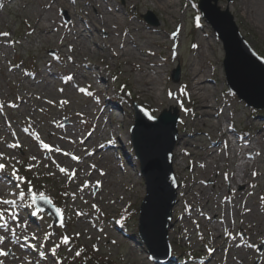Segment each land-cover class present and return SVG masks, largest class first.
I'll use <instances>...</instances> for the list:
<instances>
[{
	"label": "rangeland",
	"instance_id": "1",
	"mask_svg": "<svg viewBox=\"0 0 264 264\" xmlns=\"http://www.w3.org/2000/svg\"><path fill=\"white\" fill-rule=\"evenodd\" d=\"M197 2L0 0V33L8 34L0 35V163L6 165L4 176L15 168L24 178L11 183L19 184L26 197L23 207L0 205L6 209L0 227V251L6 253L0 255L2 264H264V110L246 106L228 90L222 45L198 15ZM217 5L228 8L252 49L264 57V0H218ZM148 11L158 25L142 19ZM101 18L108 24L101 27ZM72 29L85 31L74 40ZM127 32L147 51L146 63L160 66L151 67L158 82L147 95L140 92L138 71L110 54L118 52L110 43L123 39L132 53L127 58H140L138 64L144 65L146 58L130 46ZM177 66L179 81L174 83L171 72ZM190 68H201L202 105L217 117L201 116L202 101L185 96ZM133 102L151 116L176 110L179 118L172 159L178 189L168 235L171 255H162L159 262L137 233L146 188L130 141ZM71 115H79L83 128L69 135L79 142L72 146L74 157L92 148L94 126L102 128L105 143L100 169L95 161L85 162L78 177L68 156L61 166L68 172L54 167L52 147L74 123ZM223 134L226 156L222 147L205 157L196 155L209 140H223ZM237 140L242 148L253 147L252 158L234 156ZM89 173L95 180L89 182ZM114 179H122L116 191L110 185ZM33 193L37 198L43 193L59 209L61 223L54 224L32 202ZM111 193L112 205H105ZM0 198L20 203L18 190L2 183ZM215 214L218 220L211 221ZM79 218L91 221L85 232L77 228Z\"/></svg>",
	"mask_w": 264,
	"mask_h": 264
},
{
	"label": "water",
	"instance_id": "2",
	"mask_svg": "<svg viewBox=\"0 0 264 264\" xmlns=\"http://www.w3.org/2000/svg\"><path fill=\"white\" fill-rule=\"evenodd\" d=\"M217 3L218 0H198L197 10L222 45L227 88L246 106L264 110V57L252 49L228 8L221 9ZM141 17L149 25H158L150 11ZM179 73V66L171 72L174 83L179 81ZM132 108L134 124L130 128V141L146 188L139 206L137 233L149 255L159 262L162 255L170 256L168 231L172 227L171 212L177 203L178 189L172 159L179 118L176 110L173 113L163 110L153 117L136 102ZM35 205L52 216L54 224L62 221L52 204L37 198Z\"/></svg>",
	"mask_w": 264,
	"mask_h": 264
},
{
	"label": "bare ground",
	"instance_id": "3",
	"mask_svg": "<svg viewBox=\"0 0 264 264\" xmlns=\"http://www.w3.org/2000/svg\"><path fill=\"white\" fill-rule=\"evenodd\" d=\"M106 8V7H105ZM84 24L86 23V20L83 21ZM110 22V21H109ZM99 25L102 27L103 25H107L108 22L104 21L103 18H101L99 20ZM92 25V24H91ZM95 29H96V26L92 25ZM98 28V27H97ZM127 29V28H126ZM85 30L83 31H77L75 29H72V34H77V36L74 37V40H79L80 37H82V33L84 32ZM127 36H128V43L130 44V46L132 48L135 49V51H137V53L140 55V56H144L146 59H143L145 61L144 65L140 66L138 63V61H140V58L139 59H129L127 58V54L131 53L129 48H126V46H124V42L125 40H120L119 39H116V40H113L111 43H110V46L111 45H114L116 46V48L118 49V52L114 53L113 51H111V57L117 61L119 64H123V65H126L128 67H132L131 69L132 70H136L138 71L137 72V81L141 83V85L143 86V89L142 91H140L142 94L144 95H147L150 91L154 90V82H158L157 78H153L151 75H150V72L152 73L153 71L151 70V67L153 66H156V67H160L157 63H146L147 62V51L143 48V47H140V45L135 41H131L129 39V35H128V32L126 33ZM119 41V42H118ZM123 44V45H122ZM108 49V47H105ZM109 50L110 47H109ZM132 54V53H131ZM119 56V57H118ZM133 64V65H132ZM142 67H144L145 69L149 70V74H146L145 73V69H143ZM201 68L198 69V71H195V69H192L190 68L189 70V75H190V82L187 86V89L185 90V96L187 97V99L189 100H192L193 102L194 101H197V103L199 101H202L201 102V110L200 112H198L201 116L203 117H210V116H213V117H217V112L214 111V108L212 107L213 111L214 112H211V107L210 108H204V105L203 104V101H205L203 98V95L201 94V89L203 87H201V83H202V78H201ZM72 77V75H69ZM143 76V77H141ZM160 95L162 96L163 93H160L159 94V97ZM175 97V96H173ZM171 95H170V98H173ZM77 116L79 115H71V118L74 120V123L72 124V126L70 127H67L65 128L63 131H61L58 136H57V139H56V144L54 145V147H52L53 151L56 152L54 153V155L57 157L55 159V162H57L56 164H54V167L55 169H58L60 170L61 172H68L65 168L61 167L64 165V162L68 159L64 158L65 156H68V158L70 160H72L73 165L76 167V173H77V177H78V174L80 173V170L82 171L81 174H84V169L83 168V165L85 164V162H89V164L91 165L92 162H96L94 163V167L97 168L98 170L100 169V167L103 165V162L105 161L104 159V155L103 152H104V149H105V143L103 141L100 140V135H99V132H102V128L101 127H97L95 128L94 126V139H93V143H92V148L88 149L86 151V153H84L82 156H78V157H74L73 156V149H72V146H79V142L78 140H71V137L69 136L70 134H74V132L78 133V132H81L83 131V128L80 126V124H78V118ZM96 118H94V120H96ZM84 123V122H83ZM221 126L218 125L216 127V130L215 132H219L220 131V128ZM95 132L97 134H95ZM204 134V132H203ZM224 137V134L222 135ZM88 139H91V138H88ZM222 140V139H220ZM219 142H213L212 140H209V145H206L200 152H196V155H199V156H206V154H211V153H215L216 151H218L219 147H222L226 152H225V156H226V153L229 152V148L227 146V141L225 140V137L223 138L222 141ZM188 144V143H187ZM242 141L241 140H237L236 141V146H239L235 151H233L232 153L235 155L237 154H240L241 155V158H246L247 156H253L254 152H253V147H251L250 149L248 148H242L241 145H242ZM84 148H86V142L84 141V144L82 145ZM178 149V146L175 147V150ZM90 152V154L88 153ZM181 152H185L186 153V149L182 150ZM250 158V159H251ZM177 165V162H174L173 163V166H176ZM63 169V171H62ZM74 172V171H73ZM86 173V172H85ZM206 174H208V171L206 170ZM90 179H89V182L91 180H95V176L91 173L88 174ZM230 179L232 180V182L235 181L234 179V176H229ZM241 181H244L241 179ZM119 182H122V179L118 180V179H114L113 182H110V185H111V190H115L116 191V188L117 186L119 185ZM202 195V198L204 197L203 194L201 193ZM111 196H113V193L110 194V197L104 202L105 205H112V201H111ZM201 201V200H200ZM103 208H105V206H103ZM189 216V215H188ZM200 216V214H199ZM217 215H213L212 217V220L211 221H216L218 219H216ZM79 221H81V224H79L77 226L78 229H81V231H86V226H89L91 224V221L88 219V218H85L83 220H81L79 218ZM83 226V227H82ZM102 230H99V237L102 236V234L100 233ZM170 235L171 232L169 231L168 232ZM242 247V245H240ZM242 248H245V247H242ZM216 248L213 250L215 251ZM244 252L240 250L239 252V255L243 258L245 257ZM214 252L211 254L213 255ZM211 259V257H209ZM152 261V260H151Z\"/></svg>",
	"mask_w": 264,
	"mask_h": 264
},
{
	"label": "snow or ice",
	"instance_id": "4",
	"mask_svg": "<svg viewBox=\"0 0 264 264\" xmlns=\"http://www.w3.org/2000/svg\"><path fill=\"white\" fill-rule=\"evenodd\" d=\"M0 35H4L7 36V33H0ZM81 91H83V89H81ZM90 94V93H89ZM44 147H48V145H44ZM3 154H0V157H2ZM34 159V157H33ZM6 169V165L4 163H0V183L5 184L7 186H10L12 188H16L18 190V196L20 198V203H17L16 199H6V198H0V205H12L14 207H23V200L26 198L25 197V191H19V187L20 185L17 183H11V181H15V180H19V181H24L23 177H20L17 175V170L15 168H13V171L11 173L10 176L6 177L4 176V171ZM63 171V169H62ZM30 184V182H28ZM28 192H32V188L29 187L27 189ZM7 194V193H6ZM37 199L36 195L33 193L32 195V202L35 203V200ZM39 199L44 200L45 203H51V201L48 200L47 197L44 196L43 193L40 194ZM5 212L6 209L0 210V227L4 226V219H5ZM57 212H59V209H57ZM34 214V213H33ZM10 218L15 220L16 216L15 214H10ZM4 237L0 236V242H3ZM65 243H67V239L65 238L64 240ZM0 255H6L5 252L0 251ZM77 255H79V253H77ZM0 264H2V262H0Z\"/></svg>",
	"mask_w": 264,
	"mask_h": 264
},
{
	"label": "trees",
	"instance_id": "5",
	"mask_svg": "<svg viewBox=\"0 0 264 264\" xmlns=\"http://www.w3.org/2000/svg\"><path fill=\"white\" fill-rule=\"evenodd\" d=\"M198 13V11H197ZM199 14V13H198ZM181 253H184V255L186 254V251L185 250H181ZM83 262V261H82Z\"/></svg>",
	"mask_w": 264,
	"mask_h": 264
}]
</instances>
